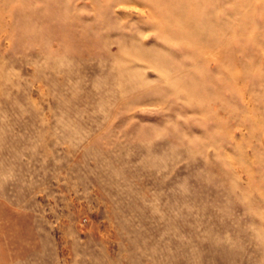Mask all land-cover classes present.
<instances>
[{"label": "rangeland", "instance_id": "rangeland-1", "mask_svg": "<svg viewBox=\"0 0 264 264\" xmlns=\"http://www.w3.org/2000/svg\"><path fill=\"white\" fill-rule=\"evenodd\" d=\"M0 264H264V0H0Z\"/></svg>", "mask_w": 264, "mask_h": 264}]
</instances>
